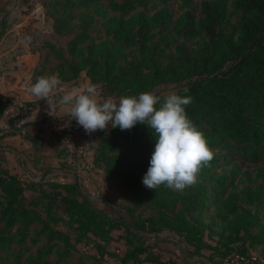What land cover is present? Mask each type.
<instances>
[{
    "label": "trees",
    "instance_id": "16d2710c",
    "mask_svg": "<svg viewBox=\"0 0 264 264\" xmlns=\"http://www.w3.org/2000/svg\"><path fill=\"white\" fill-rule=\"evenodd\" d=\"M153 1L49 0L55 35L71 38L66 47L45 44L37 74L54 58L59 62L49 76L58 74L65 83L85 73L117 98L180 84L176 93L193 97L188 117L214 150L210 166L183 191L148 189L142 181L155 149L154 131L143 124L98 130L94 168L127 195L125 212L104 201L116 212L111 215L77 176L72 183L26 181L0 164V249L11 252L15 264L73 258V264H103L107 257L119 264H179L154 252L164 232L180 237L192 256L210 251L214 264L250 259L254 251L264 259V165L253 174L234 164L264 163V0H206L199 16L184 10L191 0H184L178 16L171 0L149 8ZM5 111L0 97V121ZM13 120L5 137L22 132ZM227 166L232 168L220 173ZM112 241L125 244L124 252L111 251ZM81 244L97 255L79 253ZM32 248L35 254L23 259Z\"/></svg>",
    "mask_w": 264,
    "mask_h": 264
},
{
    "label": "clouds",
    "instance_id": "9594fccd",
    "mask_svg": "<svg viewBox=\"0 0 264 264\" xmlns=\"http://www.w3.org/2000/svg\"><path fill=\"white\" fill-rule=\"evenodd\" d=\"M60 86L58 74L40 76L35 83H30L28 91L46 101L51 109L49 115L57 104L67 108V125L74 120L89 135L109 126L131 130L137 124L146 125L151 133L154 131L155 149L142 181L146 188L156 190L166 185L183 191L195 185L201 170L210 166L214 150L185 110L192 103L190 95L172 92L161 96L151 91L105 99L100 97L99 85L88 84L83 88L61 89L64 94L54 104L49 98ZM182 91L187 94L189 89Z\"/></svg>",
    "mask_w": 264,
    "mask_h": 264
},
{
    "label": "crops",
    "instance_id": "0c3cea01",
    "mask_svg": "<svg viewBox=\"0 0 264 264\" xmlns=\"http://www.w3.org/2000/svg\"><path fill=\"white\" fill-rule=\"evenodd\" d=\"M21 40L19 37L6 52L0 49V97L6 106L4 118L0 121V158L3 165L26 181L51 178L61 183H72L77 176L85 192L92 197L100 188L107 186L109 180L104 179L102 171L94 167L89 173L79 174L77 166L81 162L80 149L85 148L94 158L95 132L87 134L74 120L67 125L68 109L58 104L49 115L51 109L46 101L30 94V83H35L40 76H49V71L37 74L40 53L23 49ZM3 43H0V48ZM11 56L17 60L14 68L6 64ZM88 84L92 83L83 74L78 80L61 83L60 89L49 99L56 104L64 94L61 89L83 88ZM98 92L101 98L109 97L102 93L100 86ZM47 117L57 120L52 129L44 124ZM11 119H14V127L22 128V132L3 137L5 132L13 129L9 123Z\"/></svg>",
    "mask_w": 264,
    "mask_h": 264
},
{
    "label": "rangeland",
    "instance_id": "374dc122",
    "mask_svg": "<svg viewBox=\"0 0 264 264\" xmlns=\"http://www.w3.org/2000/svg\"><path fill=\"white\" fill-rule=\"evenodd\" d=\"M206 0H191L192 7L185 8L184 10L192 9L196 15H200L201 13V4ZM48 2L49 0H0V43L4 41L2 44L5 47V50L2 48V51L6 52L8 48H11L15 42L20 37L22 40L20 42V46L23 49H30L32 53L38 54L40 53V61L45 59V44L52 43L58 47H66L67 41L71 38V36H58L55 35L54 32V21L48 15ZM160 5V0H154L149 4V8H153L156 5ZM171 9H173L174 13L178 16L184 12V0H171ZM154 11L151 12V14ZM10 33V34H9ZM8 34V35H7ZM101 34H97L96 37H100ZM1 46V45H0ZM11 60L6 64L10 65L11 68H14L17 64V60L14 56H11ZM39 61V62H40ZM59 61L54 58L50 59V68L56 66ZM46 70V71H47ZM85 74V73H83ZM82 74V75H83ZM180 84H169L158 87L155 92L157 95H166L172 92H177ZM103 94L110 93L107 89L100 86ZM54 124L56 125L57 120L52 118ZM45 121V120H44ZM52 129V128H51ZM7 131V132H11ZM5 132V133H7ZM4 133V134H5ZM5 137V136H3ZM221 153V152H220ZM3 159L0 158V164L3 165ZM234 164L241 167L242 172H251L255 174L256 168L264 165L261 164H252L250 162L236 159ZM232 166H227L226 170H220V173H226L227 170L231 169ZM32 177V176H31ZM34 178V177H32ZM238 185L240 187L244 186L246 183L243 178H239L237 180ZM107 186L104 188H100L98 193L92 195L93 200L96 205L100 208H103L111 215H116V212L109 207L104 201H110L119 211L125 212L124 207L127 203V195L125 189L118 185L117 183L108 181ZM28 198L30 199L32 194L30 192L27 193ZM146 215L149 213H145ZM119 233H115V238L118 237ZM156 241L158 244L156 245V249L154 252L159 254L163 260L173 259L176 260L179 264H214L209 260L211 255L210 251H204L203 256L195 257L191 255L190 250L186 246V243L178 236L164 232L160 234ZM13 249L20 250L21 247L13 246ZM79 253L83 255H97L96 250L93 246H86L81 244L78 246ZM109 249L113 252L123 253L125 250V244L119 243L117 241H112L109 245ZM36 248H32L30 251L24 252L23 259L27 258L30 255L35 254ZM254 255L257 257L258 252L254 251ZM15 257L10 253H6L5 251L0 249V264H15ZM76 262V258L73 260H69L62 264H73ZM91 264V262L87 263ZM103 264H119L118 261L114 258H106ZM224 264H236L233 262V259L230 261H226Z\"/></svg>",
    "mask_w": 264,
    "mask_h": 264
},
{
    "label": "built area",
    "instance_id": "2783aa9c",
    "mask_svg": "<svg viewBox=\"0 0 264 264\" xmlns=\"http://www.w3.org/2000/svg\"><path fill=\"white\" fill-rule=\"evenodd\" d=\"M44 124L47 128L51 129L55 126L52 117H47L44 119ZM79 155L81 156V162L77 166V172L79 174L89 173L90 170L94 167L93 156L85 148L79 150ZM120 253V251H118ZM233 262L236 264H264V259L258 258L253 255L250 259L236 257L233 259Z\"/></svg>",
    "mask_w": 264,
    "mask_h": 264
}]
</instances>
